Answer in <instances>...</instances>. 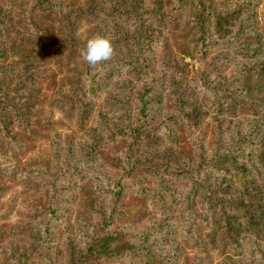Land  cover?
<instances>
[{
  "label": "trees",
  "instance_id": "trees-1",
  "mask_svg": "<svg viewBox=\"0 0 264 264\" xmlns=\"http://www.w3.org/2000/svg\"><path fill=\"white\" fill-rule=\"evenodd\" d=\"M26 1L41 8L44 19L50 21L39 31L50 38L48 50L59 45L67 50L66 61L78 58L68 95L57 101L69 103L77 111L79 127L84 126L94 102L116 79L125 78L128 88L135 90L133 95L127 94V102L116 100L125 104L123 113L115 115L121 127L115 132L123 141L112 159L100 156L98 162L102 164L95 168L107 166L118 175L95 171L97 197L89 216L73 224L66 220L67 207L60 198L71 188L65 184L66 174L81 175L76 165H66L72 159L60 161L53 147L52 154H56L43 159L42 169L36 171L45 176L51 160L55 166V173L42 184L46 201L37 204L28 221L0 225V241L31 239L27 255L43 264H177L184 253L177 250V231L170 229L172 212L187 200L191 217L182 231L193 230L196 222L205 227L209 248L227 255L229 262L220 264H264V26L256 25L261 0H235L236 4L231 0H0V96L16 72L11 57L14 38L7 24L20 10L19 3ZM168 7L174 19L186 15L184 27L191 33L197 59L212 58L214 78L208 85H198L200 92H208L203 101L215 113L227 115L226 135L216 136L207 145L204 141L183 156L175 155L170 147L151 144L161 130L169 136L174 131L172 124L176 129L187 121L196 124L200 112V106L193 105H200V101L189 93L191 86L179 92L175 86V112L163 109L168 75L157 68L154 57L167 26ZM251 11V15H244ZM53 21H58L57 27ZM249 21H254L253 25H247ZM97 35L107 37L115 52L110 60L90 67L81 50ZM60 49L56 53L62 56ZM231 65L234 71L233 67L226 71ZM201 76L206 77L205 73ZM71 101L77 104L72 106ZM14 110L19 111L16 104ZM103 128L113 138L106 123ZM3 137L10 139L5 134ZM92 138L95 142L102 139L94 134ZM31 164L36 165V160L21 163L0 152V195L4 190L2 178H23L30 174L24 169ZM186 179L188 191L179 185ZM135 194L151 202L160 217L153 220L145 211H128L131 203L124 200ZM143 218V227H137ZM62 223L65 228L59 231ZM162 232L171 239H157ZM154 243L162 248L170 244L161 249L154 248ZM203 249L209 251L206 246ZM233 256H241L245 262H237Z\"/></svg>",
  "mask_w": 264,
  "mask_h": 264
},
{
  "label": "rangeland",
  "instance_id": "rangeland-1",
  "mask_svg": "<svg viewBox=\"0 0 264 264\" xmlns=\"http://www.w3.org/2000/svg\"><path fill=\"white\" fill-rule=\"evenodd\" d=\"M81 1L78 0L76 3H81ZM230 3L236 4V1L231 0ZM18 7L20 10L14 12L7 24V29L14 38L11 57L16 72L9 88L0 96V152L6 153L8 157H13L21 163H25L28 159H35L36 165H27L24 171L30 174L23 178L16 179L9 176V178H2L4 190L0 195V225L28 221V216L37 204L46 201V190L42 184L49 179L51 174L55 173V166L51 160L49 168L44 170L47 174L45 176L42 172L37 173L36 171L42 169L40 163L43 159H52L56 153L60 161L70 157L72 160L67 161L66 165H76V170H80V178L71 173L66 174L68 176L65 184L71 185V188L60 197L65 200L63 206L67 207L65 218L68 223L73 224L89 216V209L96 200L95 171L102 169L111 173L112 177L118 175V171L115 170L114 175V170L107 166L98 169L95 167L102 164L98 162L100 156L104 159H112L114 151L119 150L123 139L115 132L116 129H121L120 122L115 117L123 113L125 104L116 102V100L122 99L127 102V94L130 92L133 95L135 88L129 89L124 83L125 78L116 79L114 84L109 85L104 94L94 102L84 126L79 127L77 111L70 108L69 103L59 104L57 101L58 98L68 95L69 79L78 67L74 60L78 58L66 61L67 50L66 48L60 49L59 45H56L52 51L48 50L50 38L45 37L39 31L44 29L46 24H50V21L44 19L46 16H42L41 8H37L31 1L19 3ZM167 10V26L154 57L157 68L162 69L160 71H167L168 75L163 109L171 113L175 112L177 104L172 96L175 86L177 92L183 87L187 89L191 86L192 90H189V93L200 101V105H193L195 108L200 106V112L196 118V124L187 121L188 123H182L177 129L172 124L174 131H171L169 136L161 130L159 138L154 139L151 144L158 145V148L170 147L169 149H173L175 155L183 156L182 154L192 151L204 141L207 145L216 136L226 135L224 129L227 115L224 112L215 113L213 107L203 101L208 92L198 90V85L201 83L208 85L215 76L211 68V56L203 61L197 59L192 43H190L191 33L184 27L186 15L183 13L180 19H174L169 7ZM263 11L264 0H261L256 12V19L259 22L256 25L261 28L264 26ZM252 12H245L244 15H251ZM252 16H255V13ZM53 22L57 27L58 21ZM253 23L254 21H249L247 25L251 26ZM51 43L52 46L55 45L54 42ZM58 49L62 56L56 53ZM232 67V65L228 66L226 71ZM160 71H156V74H160ZM202 73H205L206 77L201 76ZM71 103L72 106L77 104L75 101ZM117 103L120 108L116 107ZM15 104L19 111L14 110ZM180 113L181 111L177 115ZM18 114H20L19 118ZM101 117L104 119L101 120ZM105 123L108 131L112 132L110 134L113 138H110L109 133L103 128ZM115 123L118 124L117 127ZM30 131L33 134L24 139L22 135ZM3 134L10 139H4ZM92 134L100 135L102 139L95 142ZM145 140L149 139H143ZM15 142L19 145L15 146ZM68 144L70 147L67 146ZM53 147L57 149L55 154H52ZM68 149L71 151L68 152ZM71 161H77V164ZM187 181L188 179L179 182V185L186 191L189 190L190 185ZM124 202L125 204L131 203L127 206V210L131 213L145 211L147 217L151 219L160 217V214L156 213L151 206V202L149 203L141 194L132 195ZM188 205L189 201L185 200L177 205V210L172 212L173 224L170 229L177 231L175 238L178 242L179 249L177 250H180L181 255L184 253L177 264L228 263L226 254L209 248V242L205 237L207 230L200 223L196 222L194 229L189 230L188 233L182 231L184 224L190 221L191 217ZM138 225L140 228L143 227L144 218L137 224V227ZM60 228H65V223L60 224L59 231ZM162 237L167 238L168 241L171 239V236H166L164 232L158 235L157 239ZM157 239H153V242ZM30 244L33 242L27 237L1 240L0 264H43L39 258L27 255ZM169 244L163 248L159 243H154L153 246L167 249ZM204 246L209 251H205ZM196 258H198L197 261ZM232 259L245 262L241 256H233Z\"/></svg>",
  "mask_w": 264,
  "mask_h": 264
},
{
  "label": "clouds",
  "instance_id": "clouds-1",
  "mask_svg": "<svg viewBox=\"0 0 264 264\" xmlns=\"http://www.w3.org/2000/svg\"><path fill=\"white\" fill-rule=\"evenodd\" d=\"M114 47L107 37L94 36L87 40L86 46L81 50V56L90 67L110 60L114 55Z\"/></svg>",
  "mask_w": 264,
  "mask_h": 264
}]
</instances>
